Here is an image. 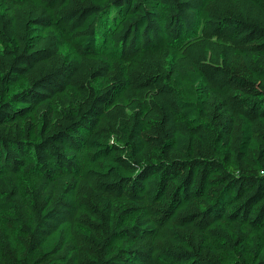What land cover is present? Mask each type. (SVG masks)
Here are the masks:
<instances>
[{"label": "trees", "instance_id": "1", "mask_svg": "<svg viewBox=\"0 0 264 264\" xmlns=\"http://www.w3.org/2000/svg\"><path fill=\"white\" fill-rule=\"evenodd\" d=\"M0 264H264V0H0Z\"/></svg>", "mask_w": 264, "mask_h": 264}, {"label": "rangeland", "instance_id": "2", "mask_svg": "<svg viewBox=\"0 0 264 264\" xmlns=\"http://www.w3.org/2000/svg\"><path fill=\"white\" fill-rule=\"evenodd\" d=\"M61 50H62L63 53L68 54L70 56H74L76 54L75 51L69 45H64L61 48ZM21 87L22 86H20V85L16 86L14 91H16V89H19ZM9 232L12 233V234L18 233V231L16 229H10Z\"/></svg>", "mask_w": 264, "mask_h": 264}]
</instances>
